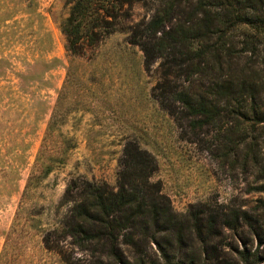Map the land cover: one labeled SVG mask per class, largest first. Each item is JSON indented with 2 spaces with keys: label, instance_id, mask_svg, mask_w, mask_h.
I'll return each instance as SVG.
<instances>
[{
  "label": "rangeland",
  "instance_id": "rangeland-1",
  "mask_svg": "<svg viewBox=\"0 0 264 264\" xmlns=\"http://www.w3.org/2000/svg\"><path fill=\"white\" fill-rule=\"evenodd\" d=\"M72 4L0 0V159L12 163L0 168L20 173L16 192L0 199V255L17 211L23 231L8 247L10 264H94L60 230L65 184L83 177L115 191L131 142L154 159L149 182L159 184L179 230L154 236L161 250L143 240L134 258L121 247L124 258L264 264V27L229 31L236 54L220 71L213 61L199 69L180 47L156 57L159 34L144 28L159 3L135 2L110 35L72 56L61 33ZM242 41L250 52L237 55ZM182 98L206 101L212 117L193 115ZM51 156L60 163L24 194L36 159Z\"/></svg>",
  "mask_w": 264,
  "mask_h": 264
},
{
  "label": "trees",
  "instance_id": "trees-1",
  "mask_svg": "<svg viewBox=\"0 0 264 264\" xmlns=\"http://www.w3.org/2000/svg\"><path fill=\"white\" fill-rule=\"evenodd\" d=\"M143 1L158 2L160 6L144 28L153 36L159 34L156 57H161V52L168 47H180L184 49L185 60L194 59L199 69L213 61L220 71L222 59L236 54L235 46L225 41L229 31L264 27V0H73L61 26L65 50L72 56L80 55L84 44L93 45L115 30L123 16L124 5ZM177 17H180V24L167 28ZM138 47L148 63L146 47ZM239 52H250L247 42L242 41L237 55L241 54ZM226 88L234 89L231 85ZM236 89L242 95L246 91L244 85ZM250 92L254 101V91ZM182 100L193 115L212 117L206 101L191 104L188 99ZM123 154L115 191L99 180L72 177L66 182L62 195L60 204L67 207V212L60 230L78 251L88 254L94 264H143L124 258L121 247L134 258L143 253V240L147 239L161 250L153 240L154 236L158 232L179 230L168 200L160 194L159 184L149 182L156 169L154 159L131 142L124 146ZM60 161L52 156L44 162L37 158L27 177L24 194L34 182L45 179L52 172V165ZM1 163L12 164L3 159H0ZM19 177L16 169L0 168V199L16 192ZM19 223V212L16 211L4 236L0 264L15 260L14 255H10L11 260L6 257L10 243H14L13 239L23 231ZM198 235L201 238V233ZM43 244L46 250L50 249L47 240Z\"/></svg>",
  "mask_w": 264,
  "mask_h": 264
}]
</instances>
